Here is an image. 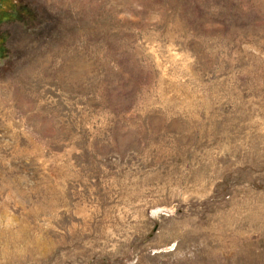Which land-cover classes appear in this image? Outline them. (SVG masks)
I'll list each match as a JSON object with an SVG mask.
<instances>
[{"label":"rangeland","instance_id":"obj_1","mask_svg":"<svg viewBox=\"0 0 264 264\" xmlns=\"http://www.w3.org/2000/svg\"><path fill=\"white\" fill-rule=\"evenodd\" d=\"M0 264H264V0H0Z\"/></svg>","mask_w":264,"mask_h":264}]
</instances>
